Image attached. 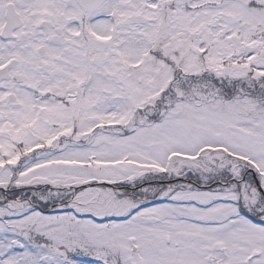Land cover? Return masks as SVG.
<instances>
[{"label":"snow or ice","instance_id":"obj_1","mask_svg":"<svg viewBox=\"0 0 264 264\" xmlns=\"http://www.w3.org/2000/svg\"><path fill=\"white\" fill-rule=\"evenodd\" d=\"M0 264H264V0H0Z\"/></svg>","mask_w":264,"mask_h":264}]
</instances>
